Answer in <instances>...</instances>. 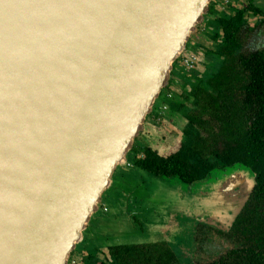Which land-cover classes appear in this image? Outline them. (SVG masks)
Masks as SVG:
<instances>
[{
	"label": "water",
	"instance_id": "water-1",
	"mask_svg": "<svg viewBox=\"0 0 264 264\" xmlns=\"http://www.w3.org/2000/svg\"><path fill=\"white\" fill-rule=\"evenodd\" d=\"M211 2L0 0V264H68ZM215 175L192 189L228 231L255 174Z\"/></svg>",
	"mask_w": 264,
	"mask_h": 264
},
{
	"label": "flooded vegetation",
	"instance_id": "flooded-vegetation-1",
	"mask_svg": "<svg viewBox=\"0 0 264 264\" xmlns=\"http://www.w3.org/2000/svg\"><path fill=\"white\" fill-rule=\"evenodd\" d=\"M240 12L243 13V24L240 27L238 33L239 42L236 44L237 46L235 45V54H233V57L238 59L239 63L228 68V65H232L233 62L224 54L228 41L226 40L225 31L219 22L221 20L237 19ZM209 14L211 15L210 17L208 16ZM209 14L206 15L204 23L198 28V33L190 41L187 51L175 63L170 83L163 93L162 104L155 107V112L153 111L150 115V122L146 131L137 139L133 150L129 153L128 157L132 162H130L131 165L128 166V170L135 174L138 172L141 175H153L135 163V161H141L146 158V150L148 149L156 151L161 157L167 158L180 151L190 139H195L192 143V147L195 148L196 144H198L197 139L204 138L205 141L202 145H205V154L209 159L217 155L214 152L215 149L226 150L225 146H218L215 143V138L219 136L217 127L220 123L208 114L199 118L198 113L201 105L207 100L206 92L213 94L212 100L218 101L219 107H228L235 120L245 108L250 111L252 106H257V103L252 102L260 101V106L262 105L263 109L259 107L255 118L252 116L248 121H244L247 123L248 127L246 129L249 131L252 143L257 142L255 131L258 127L256 126V121L260 120V118L261 120L264 119V96L258 100L251 89L240 88L237 76L245 74L247 77L249 74L240 64L242 60L240 57L242 56L251 57L252 54L258 55L259 60L264 63V7L259 6L256 0H231L227 5L223 4L221 0H213ZM209 20L215 23L214 27H207L209 26ZM191 54L197 56V62L193 70H187L184 62ZM223 68L227 69L225 70L226 75L232 77L234 86L238 88L214 89L209 86L210 82L217 79L216 75L221 74ZM163 104L167 108L162 118L158 121L157 112ZM219 107L215 106L214 110L222 113ZM257 109L255 108V111ZM248 117H251V114ZM200 122L206 123L207 129L213 136L210 137L199 128L201 126ZM255 150L256 147L253 144L249 146V153L252 158ZM216 171L218 170L210 171L205 181L210 180ZM256 175L258 176L257 171ZM103 211V217L111 214V209H107L105 206H103ZM185 220L186 218H181V220L179 218L168 223L171 228L173 225L178 227L177 232L168 230L169 238L174 239L172 243L151 245L150 243H143L142 245H160L166 248L167 251L172 252L174 257L171 259V264H213L227 254L232 255L234 248L236 249V241L245 240L233 229L228 233L218 231L215 227L206 224V219L193 221L188 219L190 220L189 222ZM135 221L137 220L135 219ZM193 223L196 224L195 227ZM96 244L93 242L90 245H83L84 247L82 245L77 247L72 253V258L77 261L76 264H112L113 258L110 249L129 245L114 244L106 247V251H102L99 248L93 249L92 246ZM88 247L92 248L89 250ZM239 247L241 246L239 245Z\"/></svg>",
	"mask_w": 264,
	"mask_h": 264
},
{
	"label": "trees",
	"instance_id": "trees-1",
	"mask_svg": "<svg viewBox=\"0 0 264 264\" xmlns=\"http://www.w3.org/2000/svg\"><path fill=\"white\" fill-rule=\"evenodd\" d=\"M239 14L237 19L221 20L219 22L225 31L226 40L228 41L224 54L233 62L232 65H228V68L239 63V60L233 57L236 44L239 42L238 33L243 24V13L240 12ZM240 59H242L240 64L249 74L247 77L245 74L237 76L239 87L251 89L254 96L260 100L264 96V63L259 60L258 55L254 54L251 57L242 56ZM225 70L227 69L223 68L221 74L216 75L217 79L215 78V81L210 82V87L214 89L238 88L234 86L232 77L226 75ZM202 92L205 94L204 91ZM206 94L207 100L201 105L198 115L200 118L202 115L208 114L220 123L217 127L219 136L215 138V143L218 146H225V151L215 149L214 152L217 155L209 159L205 154L206 147L202 145L205 139H197L198 144H196L195 148L192 147L195 139H190L180 151L167 158L161 157L156 151L148 149L146 150V158L141 161H135V163L153 175L175 177L187 185L204 181L212 170L225 171L224 169L226 168L229 169L236 166L249 168L255 174L256 184L241 213L228 231L215 227L223 233H228L233 229L245 240L236 241V249L234 248L232 255L227 254L213 264H264V119L261 120L260 118V120L256 121V126L258 127L255 131L256 143H252V138L246 129L248 127L247 123L244 122L251 119L252 116L255 118L259 107L262 109L263 107L262 105L260 106V101L252 102L257 103V106H252L250 111L245 108L235 120L228 107H219V102L212 100L213 94L211 92H206ZM162 99L163 95L156 107L162 104ZM215 106L219 107L222 113L214 110ZM255 108L258 109L255 111ZM250 114L251 117H248ZM194 118L198 121L196 117ZM200 125L199 128L205 134L210 137L213 136L207 129L206 123L200 122ZM252 144L256 147L253 158L249 153V146H252ZM150 245L133 244L111 248L112 264H171V259L174 258L172 252L167 251L166 248L160 245Z\"/></svg>",
	"mask_w": 264,
	"mask_h": 264
},
{
	"label": "rangeland",
	"instance_id": "rangeland-1",
	"mask_svg": "<svg viewBox=\"0 0 264 264\" xmlns=\"http://www.w3.org/2000/svg\"><path fill=\"white\" fill-rule=\"evenodd\" d=\"M256 2L259 6L264 7V0H256ZM208 16L210 17L211 15L209 14ZM208 24L209 26L207 27L209 28L215 26V23L212 20H209ZM196 33H198V30ZM196 33L193 35V37L196 35ZM128 169V167L123 168L125 174L131 171ZM123 170L121 168L120 172L116 174L115 184L113 186L115 196L111 198L112 193L110 190L106 197L108 200L104 201V204H102V209H100L99 213L93 217V221L89 226L88 231L85 233L86 238L89 236V234L94 232L96 229V221L100 220V222L102 221L103 225H109L110 229L108 231L104 230L105 232H100V234H102L104 237L100 238L97 234L95 240L98 241L103 240V242H106L108 238L107 235L112 233L111 237L113 238V233L116 232L114 234L124 237L123 241L129 245L134 243H172L174 239H170L169 236L167 238L166 234L163 233V229L168 227V230L171 232H177V226L173 225L171 228L169 226L170 224H168L171 221L173 222L174 219L180 218L181 220V218H186L185 221L187 222L190 220L193 221L199 219H208L206 224H209L210 221H212L211 219L214 218V216L202 217V214L200 213V211L203 209H210V204L216 206L212 201L209 202L203 200L202 193L197 194L194 192L195 189L192 188L198 186L200 183L189 186L182 183L178 178L175 177L155 175H148L149 177L131 178L127 175L123 176ZM217 172L219 173V171H216L215 173ZM217 176L218 175L216 174L215 177ZM192 198L194 199L192 200ZM122 199L125 202V206L127 203L128 205L130 203V213H128V216L131 217V213L136 215L137 221H135L134 228L125 226L126 221L128 220L126 217H124L125 214H120L116 219L107 216L103 217L102 215L104 213L103 206H105L107 209L110 208L111 211H114L115 207H117L118 204L122 202ZM135 199H140L138 201L142 202L146 201V203L144 205L143 203L142 205L136 203L134 204ZM192 201L196 203L193 204L192 209L189 210L192 206ZM186 203L189 204V209H186L184 206ZM118 210H120V208ZM195 225L196 224L193 223L194 227ZM136 232V235L140 238H136L138 239L137 242H133L132 239L135 238L133 235ZM96 242L97 241H95V243ZM82 244L84 245V243Z\"/></svg>",
	"mask_w": 264,
	"mask_h": 264
},
{
	"label": "crops",
	"instance_id": "crops-1",
	"mask_svg": "<svg viewBox=\"0 0 264 264\" xmlns=\"http://www.w3.org/2000/svg\"><path fill=\"white\" fill-rule=\"evenodd\" d=\"M149 124V123H148ZM148 126V125H147ZM147 128V127H146ZM130 162H132L131 160H129L128 161V164L130 163ZM129 168V167H128ZM126 175H129V176H131L132 178H135V177H149L147 174H143V175H141L140 173H134V172H131V171H129ZM124 197V196H123ZM138 200H140V199H135V201H134V204L136 203V204H140V205H142V203H143V205L146 203V201L145 202H142V201H138ZM122 202H120L119 204H118V206L117 207H115V209H114V211L112 210L111 211V214H109L107 217H110V218H114V219H116L120 214H125V216L124 217H126V219H128L127 221H126V227H129V228H134L135 227V219H136V215L134 214V213H131V217H129L128 216V213H130V203H129V205H128V203L126 204V206H125V202H124V200L122 199L121 200ZM128 206H129V212H128ZM120 208V210H118ZM100 217V216H99ZM168 226V225H167ZM96 229L94 230V232L93 233H91V234H89V236H87V238L85 237V239H84V241L82 242V243H84V245L85 244H92L93 242H95V241H97L96 243V245H94V246H92L93 247V249H97V248H99L100 250H102V251H106V247H108V246H111V245H117V244H126L123 240H124V237H120V236H117L116 234H114V233H116V232H114L113 233V238L111 237V234L112 233H110V232H108V233H110L109 235H107V241L106 242H103V240H95V238H96V236H97V234H98V237H104V236H102V234H100V232H105V231H108L109 229H110V226L109 225H103V223H102V221L100 222V220H97L96 221ZM105 230V231H104ZM163 232H167V234H166V236H167V238H168V227H166V230L165 229H163ZM101 235V236H100ZM133 237H135V236H133ZM130 240V239H129ZM137 240L138 239H136V237L135 238H133L132 239V241L133 242H137ZM89 242V243H88ZM80 244L78 247H80L81 245L83 246V244ZM134 244H137V243H134ZM84 247V246H83ZM92 247H88L89 248V250H90V248H92ZM85 250H88V249H85ZM85 250H83L84 252H85ZM98 257V256H97ZM99 258V257H98Z\"/></svg>",
	"mask_w": 264,
	"mask_h": 264
},
{
	"label": "built area",
	"instance_id": "built-area-1",
	"mask_svg": "<svg viewBox=\"0 0 264 264\" xmlns=\"http://www.w3.org/2000/svg\"><path fill=\"white\" fill-rule=\"evenodd\" d=\"M230 1H231V0H221V2H222L223 4H225V5L229 4ZM196 62H197V56H196L195 54H191V55H189V56L187 57V59L185 60V62H184L185 68H186L187 70H193L194 67H195V65H196ZM166 108H167V107H166L165 104H163V105L159 108V110H158V112H157V119H158V121L162 118L163 114H164L165 111H166ZM130 165H131V163L128 164V166H130ZM76 262H77L76 259L71 257L70 260H69V262H68V264H76Z\"/></svg>",
	"mask_w": 264,
	"mask_h": 264
},
{
	"label": "bare ground",
	"instance_id": "bare-ground-1",
	"mask_svg": "<svg viewBox=\"0 0 264 264\" xmlns=\"http://www.w3.org/2000/svg\"><path fill=\"white\" fill-rule=\"evenodd\" d=\"M101 209H102V205H101Z\"/></svg>",
	"mask_w": 264,
	"mask_h": 264
}]
</instances>
